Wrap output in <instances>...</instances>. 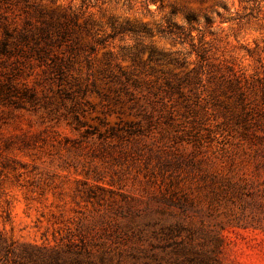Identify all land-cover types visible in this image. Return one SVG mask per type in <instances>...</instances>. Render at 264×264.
I'll list each match as a JSON object with an SVG mask.
<instances>
[{
	"label": "rangeland",
	"instance_id": "374dc122",
	"mask_svg": "<svg viewBox=\"0 0 264 264\" xmlns=\"http://www.w3.org/2000/svg\"><path fill=\"white\" fill-rule=\"evenodd\" d=\"M0 232L264 264V0H0Z\"/></svg>",
	"mask_w": 264,
	"mask_h": 264
},
{
	"label": "trees",
	"instance_id": "16d2710c",
	"mask_svg": "<svg viewBox=\"0 0 264 264\" xmlns=\"http://www.w3.org/2000/svg\"><path fill=\"white\" fill-rule=\"evenodd\" d=\"M78 245V244H77ZM70 244L61 253L55 251L52 254L34 255L25 246L20 251L0 232V264H95L93 254L86 247L85 243L79 245ZM100 264H104L103 260Z\"/></svg>",
	"mask_w": 264,
	"mask_h": 264
}]
</instances>
